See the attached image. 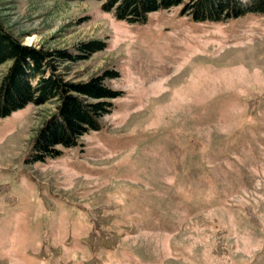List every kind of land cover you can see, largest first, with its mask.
<instances>
[{
	"label": "rangeland",
	"instance_id": "rangeland-1",
	"mask_svg": "<svg viewBox=\"0 0 264 264\" xmlns=\"http://www.w3.org/2000/svg\"><path fill=\"white\" fill-rule=\"evenodd\" d=\"M104 1L0 0L22 45L104 43L51 64L73 85L113 72L120 94L43 160L58 101L0 117V264H264V14L194 22L182 0L137 23Z\"/></svg>",
	"mask_w": 264,
	"mask_h": 264
},
{
	"label": "trees",
	"instance_id": "trees-1",
	"mask_svg": "<svg viewBox=\"0 0 264 264\" xmlns=\"http://www.w3.org/2000/svg\"><path fill=\"white\" fill-rule=\"evenodd\" d=\"M181 3L182 0H105L102 9L113 10L116 20L143 23L149 14L168 11ZM249 13L264 14V0H188L181 10L194 22H224ZM104 48V43L91 41L78 47L84 56L44 51L22 45L0 25V66L11 62L0 82V117L9 116L29 103L40 105L52 99L59 103L58 112L44 123L33 142L35 159L57 156L61 153L59 147L75 146L83 134L98 130V119L111 111L110 100L120 94L106 87L104 80L117 74L107 72L87 83L73 85L64 82L51 64L85 59ZM46 71H50L48 76Z\"/></svg>",
	"mask_w": 264,
	"mask_h": 264
}]
</instances>
